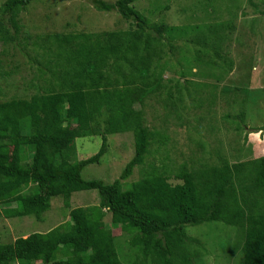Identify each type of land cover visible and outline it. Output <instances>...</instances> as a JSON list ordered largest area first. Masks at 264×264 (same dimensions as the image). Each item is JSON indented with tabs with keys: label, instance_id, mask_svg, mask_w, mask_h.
<instances>
[{
	"label": "trees",
	"instance_id": "16d2710c",
	"mask_svg": "<svg viewBox=\"0 0 264 264\" xmlns=\"http://www.w3.org/2000/svg\"><path fill=\"white\" fill-rule=\"evenodd\" d=\"M32 1L7 0L0 7L4 43L17 40L10 29L19 33L21 15ZM139 1L90 0L98 11L118 12L128 23L125 30L30 37L32 50H45L33 52L37 68L25 83L34 93L0 102V219L33 217L42 222L53 199L60 197L71 208L77 192L96 191L99 204L72 208L68 221L46 233L1 244L0 264H123L116 236L105 222L107 214L112 226L130 235L134 264H194L203 249L187 229L210 222L240 229L242 263L264 264V157L231 163L220 154L213 166L181 165L175 175L181 182L176 184L170 182L172 170L151 165L131 188H124V181L146 164L152 144L163 142L146 123L145 108L154 106L151 102L176 111L173 90L180 103L199 90L211 102L219 96L205 90L210 84L186 79L180 61L175 85L164 75L178 41L194 45L192 67L207 57L220 59L221 36L214 34L215 26L207 31L204 23H153L135 8ZM48 53L53 57L47 59ZM192 67L189 74L196 76ZM239 117L244 119L245 112ZM259 132L263 129L253 131ZM124 133H133L135 155L120 177L109 184L85 180L83 170L99 164L107 153L108 136ZM92 136L103 139L99 152L79 160L72 142Z\"/></svg>",
	"mask_w": 264,
	"mask_h": 264
},
{
	"label": "rangeland",
	"instance_id": "374dc122",
	"mask_svg": "<svg viewBox=\"0 0 264 264\" xmlns=\"http://www.w3.org/2000/svg\"><path fill=\"white\" fill-rule=\"evenodd\" d=\"M6 1L0 0V7ZM134 6L153 23L178 26L204 23L202 27L207 31L209 26H215L218 31L214 34L221 36L220 59L207 57L204 63H194L192 67L189 63L195 53L194 45L178 41L174 43L176 53L168 57L164 75L175 85L180 78L175 72L180 69V61L187 70L186 79L210 84L211 87L205 90L219 96L217 101L211 102V96L203 95L199 90L198 95H194L196 100L187 98L180 103L173 90L171 100L177 106L176 111L151 102L154 106L145 108L146 123L163 142L152 144L146 164L135 169L133 175L124 181V188H131L151 165L160 170H172L170 182L176 184L181 182L175 178L181 165L201 169L203 165H216L220 154L231 163L264 155V147L260 148L261 141L264 143V0H141ZM21 24L23 27L18 34L14 28L10 29L12 35H17L16 41L4 43L0 38V102L29 98L34 93L32 88H25V83L31 81V73L37 68L32 65L34 53L45 50L42 47L32 50V35L44 39L58 33L107 32L128 27L118 12L98 11L90 0H33L21 15ZM49 57L53 56L49 55L47 59ZM190 67L196 76L189 74ZM227 100L236 102L229 104ZM242 111L245 112L244 119L239 117ZM166 115H170L168 121ZM257 129H263V132L253 133ZM255 139L261 143L260 147H255ZM102 142L101 136H92L79 138L72 142V146L79 160H85L99 152ZM134 155L133 133L109 135L107 153L99 164L87 166L82 176L85 180L112 183L120 177ZM166 156L169 159L166 160ZM11 157L12 148L8 150L7 160L10 161ZM71 202L72 207L66 208L62 198L53 199L42 222L33 217L1 218L0 245L32 233H46L68 221L72 208L98 205L99 196L96 191L77 192ZM105 222L116 236L121 262L134 264L135 249L129 244L130 235L111 225L110 214L106 215ZM240 233V229L222 222L189 227L188 237L199 241V247L203 249V255L195 259L194 264H243Z\"/></svg>",
	"mask_w": 264,
	"mask_h": 264
},
{
	"label": "crops",
	"instance_id": "0c3cea01",
	"mask_svg": "<svg viewBox=\"0 0 264 264\" xmlns=\"http://www.w3.org/2000/svg\"><path fill=\"white\" fill-rule=\"evenodd\" d=\"M259 133H261V132H259ZM255 134H257V133H255ZM260 137H261V136L259 135V138H260ZM257 139H258V138H257ZM257 139H255V140H256L255 143H254V144H255V147H260L259 144L262 143V147H260V148H263V147H264V143H263V141H261V143H260L259 141H260L261 138L258 139L259 141H257ZM76 141H77V140H76ZM255 149L258 150L259 148H255ZM260 156L262 157V156H264V155L261 154Z\"/></svg>",
	"mask_w": 264,
	"mask_h": 264
}]
</instances>
